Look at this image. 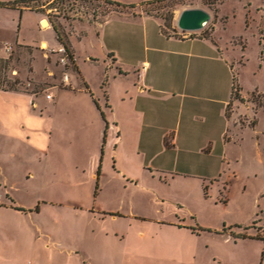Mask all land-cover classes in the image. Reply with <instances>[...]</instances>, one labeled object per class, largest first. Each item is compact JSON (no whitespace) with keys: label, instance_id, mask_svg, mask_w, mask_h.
Segmentation results:
<instances>
[{"label":"rangeland","instance_id":"obj_1","mask_svg":"<svg viewBox=\"0 0 264 264\" xmlns=\"http://www.w3.org/2000/svg\"><path fill=\"white\" fill-rule=\"evenodd\" d=\"M69 1L71 9L45 4L41 13L47 26H59L78 67L75 59L66 65L59 61L62 45L52 27L39 25L35 12L0 5V88L32 94L43 115L40 131L48 137L45 152H39L0 133V264H83L73 248L90 252L95 264H119L128 243L139 255L168 261L264 264V0H111L134 5L125 9ZM191 8L205 10L209 21L200 30L181 31L176 20ZM160 25L171 36L210 39L218 50L200 41L167 39ZM40 37L49 47L15 51L12 46L15 41L37 46ZM101 39L113 54L102 51ZM87 55L98 63L87 61ZM113 58L126 75L118 76ZM144 62L148 67L141 75ZM100 77L108 108L99 95ZM227 104L232 119L225 123ZM105 117L121 123L114 135L111 126L102 125ZM162 118L173 119L178 132L184 118L196 124L211 118L217 130L209 151L166 149L147 157L131 152L135 129L129 123ZM109 135L114 142L124 136L116 159ZM100 165L105 172L122 168L137 174V185L125 189L120 204L130 200L147 217L193 218V234L141 221L130 226L124 218L102 215L94 198ZM117 199L103 206H116ZM68 213L75 232L66 231L69 218L53 217ZM144 224L150 232L140 239L136 233ZM53 226L58 231L52 242L47 232ZM115 232L126 238L118 240ZM99 245L111 258L98 254Z\"/></svg>","mask_w":264,"mask_h":264},{"label":"crops","instance_id":"obj_2","mask_svg":"<svg viewBox=\"0 0 264 264\" xmlns=\"http://www.w3.org/2000/svg\"><path fill=\"white\" fill-rule=\"evenodd\" d=\"M34 12L27 9H23V12ZM38 15V22L41 26L43 15L42 13L35 12ZM47 26V25H46ZM46 29H51V26L48 24ZM167 39H173L177 41H200L201 43H205L206 47L210 45L215 51L217 49L216 43L214 44L210 39L205 38H189V37H166ZM190 41V42H191ZM99 45L104 50L105 54H113L110 47H107L104 43V41L101 39L99 40ZM59 45V44H58ZM214 45V46H213ZM12 46L15 47V51L17 49L21 50L23 48H30L31 50H36L38 47H49L48 41L44 37H40L37 46L30 45L24 42H17L15 41L12 43ZM107 47V48H106ZM53 48V47H52ZM212 48H206V49H212ZM212 49V50H213ZM218 50V49H217ZM93 58V59H92ZM76 66L77 59L74 55ZM85 59L89 62L98 63L97 57H93L90 55H87ZM115 60V63L111 62L113 65H117L118 68V62L116 58H113ZM106 63V62H105ZM120 65V64H119ZM148 67V64L144 62V65L142 66V74H146V68ZM127 71L124 68H118V76L122 77L126 75L124 72ZM136 72H139L138 69H136ZM140 74H138L139 77ZM9 77V76H8ZM70 78V77H69ZM86 86L87 90H90V86L86 82V78L82 77ZM101 82V86L99 87V95L103 96L104 99V105L105 108H108L106 106L107 97L106 92L104 88L102 87V81L103 78H99ZM141 92L145 90V88H139ZM84 91V90H83ZM86 92V91H85ZM92 92V91H91ZM93 97H94V93ZM27 97V100L25 99ZM46 98V97H45ZM47 99V98H46ZM52 99V97L50 98ZM49 99V100H50ZM99 101V100H98ZM97 101V104L100 105V103ZM228 105V104H227ZM227 105L222 107V112L224 116V122H228L232 119V117H228L226 115V108ZM96 106V104H95ZM42 113H39L37 110V103L32 98V94L19 91V90H10L7 88H0V133L4 135L7 138H16L19 140H22L24 142H27L29 146H31L33 149H36L39 152H45L46 143L48 142V137L45 135L44 132L40 131V127L42 124ZM106 123L103 120L102 125H108L111 126V130L113 131V135L115 134L116 130H118L115 125H119L121 127V123L116 120L115 118L111 117H105ZM99 121V120H98ZM195 120L184 118L183 123L179 122L177 123L182 127L181 131L178 132L177 127H173L174 120L173 119H138L135 120L134 123H129L131 127L133 126V134H131V137L133 138V141H135V146L132 144L129 145L131 152L136 150L139 154H141L143 157H147L148 154L153 151L161 152L175 149L176 151H185L186 153H193V152H208L209 151V145L211 144L212 137L216 134V127L215 123L211 118L209 119H203V123L196 124L193 122ZM97 122L96 120L93 123ZM99 122H97L98 125ZM101 124V123H100ZM176 124V123H175ZM104 126L99 128V132L103 131ZM119 128V127H118ZM121 131V128L119 129ZM226 137H224L225 139ZM227 139V138H226ZM109 140V143H114L115 146V153H112L114 159H116L118 155V151L116 150L118 146L124 141V136H120L118 141L114 142V139L111 135L107 137L106 141ZM226 141L224 140L223 143ZM159 169H162V167H158ZM163 170V169H162ZM180 172V171H178ZM182 172V171H181ZM93 173V171H92ZM170 173L175 174L177 171H171ZM185 173V172H184ZM32 174V173H31ZM178 174V173H177ZM187 174H193V176H197L196 173H187ZM96 176L97 180V188L95 193V199L100 205V213L102 215H108L113 219V221L118 220L119 218H124L128 221H130V226H132L133 221H141V223H151V227L158 226L159 229L161 227H168L167 229L169 231H177L178 233L181 231L183 232H190L189 227L192 226L194 223L193 218H191V221L188 222L186 219H180L179 217H176L175 215L171 218H164L161 216H152L147 217L145 215L138 214L135 209L132 207V204L130 203V200L127 204H120V200H123L125 189L127 187H134L137 185V174L134 172L132 175L127 174L124 169L117 168L114 170H106V172L102 171V165H100V169ZM114 188V189H113ZM126 197V196H125ZM119 200H118V199ZM109 199H117L118 203L116 206H112L107 204L106 206H103V202L106 203ZM102 202V204H101ZM1 204V203H0ZM7 205V204H5ZM7 207H12L11 204H8ZM40 210V209H39ZM37 212H40V211ZM93 210V209H92ZM29 211L28 213H30ZM36 212V211H35ZM74 214V213H73ZM69 213L64 214V216H53L54 219H59L62 217V219L67 220L69 218ZM64 217V218H63ZM69 223H66V231L68 232H75L74 230V222L73 219H68ZM73 222V224H72ZM153 225V226H152ZM74 226V227H73ZM143 230H140L138 233H136V237L140 239H144L146 233L150 232V228H148L147 224L143 225ZM154 231L155 229L152 228ZM146 230V231H145ZM58 231L57 226H53L47 233L49 235L50 240L53 242V237L56 235V232ZM153 231V232H154ZM68 232V233H69ZM112 235L115 237L118 236V240H121L125 237V234L121 235L119 232H115ZM130 242V240H129ZM105 245V244H104ZM99 245L97 248L98 254L100 253L101 256H103V259L111 258L112 253L107 255V252L105 251V246ZM147 247H150L149 245ZM151 249V248H150ZM148 248V250H150ZM71 252L75 254H81V261L83 264H95V259L92 258L90 252L87 250H79V249H71ZM118 253V252H117ZM179 261V260H178ZM168 261L160 258L158 255H151L148 253H144L139 255L131 246L130 243L126 246L125 250L123 251V254L121 255V258H119V264H191V262H183V261Z\"/></svg>","mask_w":264,"mask_h":264},{"label":"trees","instance_id":"obj_3","mask_svg":"<svg viewBox=\"0 0 264 264\" xmlns=\"http://www.w3.org/2000/svg\"><path fill=\"white\" fill-rule=\"evenodd\" d=\"M31 1H37V0H16L15 2H7V3H0L1 6H6V7H16L20 13H22V10L24 8H29L30 11H34V12H43L44 10V7H45V4H47L46 8L48 9H52V10H61V9H65V8H72L73 6V3L74 2H71L69 0H46L45 2L43 3H38L37 4H32L30 5L29 2ZM92 1H102L103 3L105 4H108V5H114L116 7H120V8H133V4H130V5H125V4H121L119 2H116V1H111V0H92ZM63 5H66V6H63ZM43 6V7H42ZM42 7V8H41ZM122 10H119V12H121ZM51 27L52 29L54 30L55 34H56V39L57 41L64 47L65 49V52L69 58V60H73L74 61V58L72 56V53L70 52L69 50V43H68V40L66 37H64L61 32H60V28L59 26H57L55 23H51ZM160 32L162 35H164L165 37H175V36H171L169 34H166L163 32L162 30V25H160ZM206 39V38H205ZM5 83H6V80H5ZM102 85L104 86L105 85V81H103ZM237 88V85H236V77L233 78V83H232V91L233 89H236ZM7 89H10V90H16L12 87H9ZM232 91H231V94H232ZM96 103V102H95ZM97 105V104H96ZM229 105V104H228ZM227 105V106H228ZM97 188V187H96ZM244 237V236H242ZM260 239V238H258Z\"/></svg>","mask_w":264,"mask_h":264},{"label":"water","instance_id":"obj_4","mask_svg":"<svg viewBox=\"0 0 264 264\" xmlns=\"http://www.w3.org/2000/svg\"><path fill=\"white\" fill-rule=\"evenodd\" d=\"M209 18V14L203 9H184L180 12L176 20V26L181 31H197L205 26V24L209 21ZM42 21L46 20L43 19Z\"/></svg>","mask_w":264,"mask_h":264},{"label":"built area","instance_id":"obj_5","mask_svg":"<svg viewBox=\"0 0 264 264\" xmlns=\"http://www.w3.org/2000/svg\"><path fill=\"white\" fill-rule=\"evenodd\" d=\"M24 9L29 10V8H24ZM6 50L9 51L10 48H9L8 46H6ZM57 51L60 52V54H61V55H60V59H59V61H60L63 65H66V64L68 63V56H67V54H66V52H65L64 47L62 46V47L58 48ZM62 81H63L65 84H68V76H67V74H64V75L62 76ZM46 98H47V99H50V98H51V95H50V94H47V95H46Z\"/></svg>","mask_w":264,"mask_h":264},{"label":"bare ground","instance_id":"obj_6","mask_svg":"<svg viewBox=\"0 0 264 264\" xmlns=\"http://www.w3.org/2000/svg\"><path fill=\"white\" fill-rule=\"evenodd\" d=\"M42 23H43L44 25H47V21H42Z\"/></svg>","mask_w":264,"mask_h":264}]
</instances>
